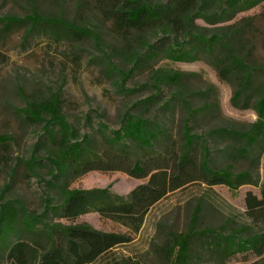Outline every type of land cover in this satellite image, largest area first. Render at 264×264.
Listing matches in <instances>:
<instances>
[{
    "label": "trees",
    "instance_id": "obj_1",
    "mask_svg": "<svg viewBox=\"0 0 264 264\" xmlns=\"http://www.w3.org/2000/svg\"><path fill=\"white\" fill-rule=\"evenodd\" d=\"M263 4L264 0H95V9L104 19L112 21L114 32L123 43L137 46L131 53L135 63L132 69L122 71L110 63L123 82L146 61L142 48L151 60L160 52L173 62L204 59L223 82L236 88L237 105L243 102V108H250V102L255 99L253 109L257 119L247 130L215 128L197 135L191 131L189 118L199 110L185 102L189 116L184 122L182 146L167 155H149L137 160L128 142L153 148L163 134L153 119L127 111L121 127L105 137L108 148L99 153L94 139L89 135L81 137L68 120L60 91L48 98L26 96V106L19 114L29 126L43 125L44 142L35 145L34 154L42 145L47 146L51 179L46 187L55 194L44 196L43 210L37 213L30 211L21 199L4 198L7 189L0 193V264H152L149 258L119 255L115 249L133 242L155 204L193 184L222 185L232 191L252 185L259 187L260 192H246L244 206L248 221L229 233L210 226L198 227L196 210L187 230L169 232L156 248L161 263L199 264L201 249H205L224 261L239 255L245 256L246 262L249 255H255L257 260L244 264H264V183L260 185L251 170L234 172L228 166L214 168L206 140L207 136H217L237 143L226 148L235 161L255 158L252 150L264 140V65H254L248 58L254 46L250 37L255 31L256 17L237 19L239 14ZM198 20L219 27L207 36L196 31ZM226 23L229 24L220 25ZM21 28L26 29L24 40L42 31L50 35L63 32L100 43L97 32L61 16L32 10L24 16L0 17L3 40ZM159 36H173L174 41L152 42ZM158 71L163 73L154 77L157 95L137 105L150 108L156 103L161 86L176 82L182 75ZM257 78L261 79L259 84ZM101 127L106 129L103 123ZM10 140L9 136H0L1 145H7ZM28 166L38 170L43 166L42 159L32 155ZM90 171H122L147 182L136 186L127 197L112 193L109 187L71 188L73 180ZM90 211L98 212L124 230L103 231L89 223L77 222Z\"/></svg>",
    "mask_w": 264,
    "mask_h": 264
},
{
    "label": "rangeland",
    "instance_id": "obj_2",
    "mask_svg": "<svg viewBox=\"0 0 264 264\" xmlns=\"http://www.w3.org/2000/svg\"><path fill=\"white\" fill-rule=\"evenodd\" d=\"M94 3L95 0H0V17L24 16L37 10L86 26L100 37V43L96 44L86 37H71L63 32L50 35L41 31L24 40L25 28L16 30L4 40L0 37V136L11 137L7 145L0 144V193L7 189L4 198L21 199L33 212H41L44 196L55 193L46 187L51 179L47 146L42 145L34 154L35 145L44 142L43 125L29 126L19 114V110L26 106V96L48 98L60 91L68 120L81 137L89 135L94 139L99 153L108 148L105 137L111 130L121 127L127 111L153 119L163 133L153 148H141L128 142L137 160L149 155H167L182 146L184 122L189 116L185 102L192 109L199 110L189 118L191 131L197 135H205L215 128L247 130L257 119L253 109L255 99L250 102V108H243V102L238 106L234 101L236 88L223 82L214 67L204 59L173 62L160 52L151 60L146 49L141 47L146 61L123 82L110 63L122 71L132 69L135 63L131 53L137 46L125 45L114 32L112 21L104 19ZM263 12L264 4L237 16V19L256 17L255 31L250 37L254 46L248 55L254 65H264ZM218 27L198 20L196 31L210 36ZM173 41V36H159L152 40L163 44ZM158 70L182 75L176 82L161 86V93L153 106L137 105L139 101L157 95L153 87L154 77L163 73ZM257 79L259 84L261 79ZM206 140L214 168L228 166L234 172L251 170L260 185L264 183V140L252 150L255 158L238 161L226 150L237 143L217 136H207ZM32 155L42 159L43 166L38 170L28 166ZM145 182L147 179L133 178L122 171H90L73 180L71 188L109 187L112 193L127 197L136 186ZM248 190L260 192L259 187L252 185L232 191L222 185L208 187L205 184H193L173 192L149 210L133 242L116 248L115 253L149 258L152 264H162L156 248L169 232L187 230L196 210L198 227L210 226L229 233L248 221L244 206ZM77 222L89 223L103 231L124 230L96 211L82 215ZM200 254L199 264H244L258 259L249 255L245 262V256L238 255L224 261L205 249H201Z\"/></svg>",
    "mask_w": 264,
    "mask_h": 264
}]
</instances>
